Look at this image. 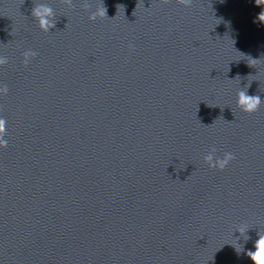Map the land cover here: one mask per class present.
Listing matches in <instances>:
<instances>
[{"label": "water", "instance_id": "obj_1", "mask_svg": "<svg viewBox=\"0 0 264 264\" xmlns=\"http://www.w3.org/2000/svg\"><path fill=\"white\" fill-rule=\"evenodd\" d=\"M100 2L0 0V264H252L224 243L264 230V100L235 104L264 97V5Z\"/></svg>", "mask_w": 264, "mask_h": 264}, {"label": "clouds", "instance_id": "obj_2", "mask_svg": "<svg viewBox=\"0 0 264 264\" xmlns=\"http://www.w3.org/2000/svg\"><path fill=\"white\" fill-rule=\"evenodd\" d=\"M66 3L71 4L72 0H65ZM182 2L187 3L188 0H182ZM256 4L264 5V0H255ZM85 8L88 7L87 4L84 5ZM31 15L35 19L38 28L43 32H48L49 29L53 28L54 21L52 20V17L54 15L53 8L45 3H35L33 8L31 9ZM107 16V9L103 5V0H101L100 4L96 6V8L89 12L88 19L89 20H95L97 18H103ZM257 19L261 22H264V11H261L258 14ZM234 43V41H233ZM238 51V50H237ZM241 53V52H240ZM245 55L244 53H242ZM36 51L32 49H26L22 52L23 56V63L27 64L29 63V60L36 56ZM249 63L250 65H254L255 62L259 59H253L251 57ZM7 63V57L0 54V66ZM252 81V80H251ZM251 81H248V84H245L244 87H240L238 91L236 92V100L235 104L236 107L244 112V113H252L255 112L262 100H264V97H261L260 95H250L248 94V87L250 86ZM8 92L7 85L0 83V96L5 95ZM6 124L7 121L5 118L0 115V149H3L7 146L8 140L6 139ZM215 147H210L208 152L203 156L204 162L207 164V166L211 168H215L217 170H223L229 162L234 158V154L229 151H225L222 156H217ZM251 227L246 223H242L238 225L233 231H232V239H230L228 242L224 244L231 245L236 253L239 255L241 252H244V254L252 261V264H264V230L259 229L256 233V239L253 241V248L251 249H245L244 244L241 243V238L243 241H247L250 239V237L247 235V229ZM238 232V236H233V232ZM223 244V245H224ZM222 245V246H223ZM221 246V247H222Z\"/></svg>", "mask_w": 264, "mask_h": 264}]
</instances>
